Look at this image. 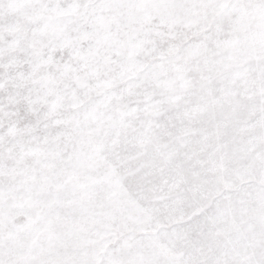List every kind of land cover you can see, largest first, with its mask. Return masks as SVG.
<instances>
[{
    "label": "snow or ice",
    "instance_id": "6c2138e0",
    "mask_svg": "<svg viewBox=\"0 0 264 264\" xmlns=\"http://www.w3.org/2000/svg\"><path fill=\"white\" fill-rule=\"evenodd\" d=\"M0 264H264V0H0Z\"/></svg>",
    "mask_w": 264,
    "mask_h": 264
}]
</instances>
